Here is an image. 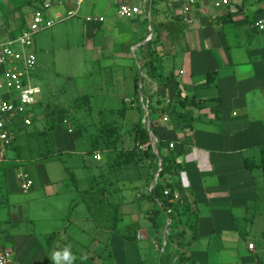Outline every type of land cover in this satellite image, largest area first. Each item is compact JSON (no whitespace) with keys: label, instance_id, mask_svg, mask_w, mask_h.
Instances as JSON below:
<instances>
[{"label":"crops","instance_id":"1","mask_svg":"<svg viewBox=\"0 0 264 264\" xmlns=\"http://www.w3.org/2000/svg\"><path fill=\"white\" fill-rule=\"evenodd\" d=\"M121 1L137 5L139 13L115 18ZM213 1L86 0L83 37L100 62L102 80L98 83L106 93L102 99L117 98L121 104L111 108L102 102L93 109L85 103L90 99L88 90L80 91L77 96H85L81 104L86 106L80 112L86 118L77 122L79 133L70 137L73 129L67 125L68 118L60 117L61 124L48 121V103L35 102L37 119L53 123L48 131L52 149L64 151L65 157L54 159L56 155L48 153L46 143L35 140V156L22 160L25 172L14 169L15 177L21 172L22 178L32 181L31 189H40L44 196L70 195L62 217L63 233L71 236L70 227L90 222L92 237H98L99 232L102 239L101 235H109L112 248L115 243V249L128 258L125 264L153 259L156 250H162L167 232L171 243L166 262L172 261L175 242L183 235L188 242L182 249L186 264H264L260 252L264 231L256 220L264 209V30L253 26L264 10L261 0H228L218 8ZM86 16H101L103 21L88 23ZM151 39H156L153 49H145L143 44ZM145 52L148 58H155L156 77H149L143 65L141 53ZM167 75L169 79H164ZM105 82L114 84L110 94L102 86ZM176 91L190 103L183 107L175 104L170 112L146 110L148 95H153L152 101L159 97L166 105L174 102ZM114 113L117 118L111 119ZM140 115L146 116L144 124L146 130L152 129L154 141L163 145L160 153L172 152L179 164L170 181L196 209L194 238L188 230L182 235L174 229L167 231V218L160 235L152 227L150 210L156 203L147 193L155 181L156 167L147 159L123 164L108 174L109 180L102 177L113 158L96 136L99 128L118 126L115 149L127 152L136 144L133 127ZM169 142L173 147L167 149ZM95 153L99 160L93 158ZM1 161H6L4 154ZM51 161H60L58 177H49L43 167L46 164L53 169L48 166ZM79 205L81 210L75 208ZM127 227L134 232V241L119 236Z\"/></svg>","mask_w":264,"mask_h":264},{"label":"rangeland","instance_id":"2","mask_svg":"<svg viewBox=\"0 0 264 264\" xmlns=\"http://www.w3.org/2000/svg\"><path fill=\"white\" fill-rule=\"evenodd\" d=\"M25 1L0 0V28H4L5 22L12 27L23 25L21 21L27 23L30 13L38 5V0H30L28 5L23 3ZM42 1H49L53 4L56 0ZM85 2L86 0L82 2L76 15L69 17L65 14L67 10L64 6L54 4L47 8L45 15L54 19L53 24L37 31L31 38L30 50L35 56L31 81L41 89V93L37 94L35 99H41L48 103L47 118H51L59 124H61L59 120L62 116L68 118L71 115L72 121L73 119L76 120L75 125L85 117V114L80 112L83 105L86 108L85 104L77 102L70 106L73 98L85 89L90 95L89 102L85 101V103H89L93 109L99 107L102 102L111 108H116L121 104V100L117 98L113 101L102 99L106 93L104 90L101 91V83L100 86L98 83L99 79L102 80L98 68L100 62L97 60L95 50H92L88 40L83 37L82 10ZM18 3H23V5L20 12H15L13 6ZM7 12H11L8 18L3 16ZM57 14L61 19H58ZM105 79L110 80L108 77ZM102 86L110 94V89L114 84L105 82ZM77 98L82 97L77 96ZM40 104L42 106L41 102ZM63 110L64 112H62ZM109 117L116 119L117 115L114 113L113 116L110 115ZM68 120L67 125L70 124L73 129L69 136L74 137L79 131L77 128L74 129L73 122ZM48 125L42 120L34 118L30 125L21 130L19 137L13 140L12 146L16 148L6 147L0 151V155L4 154L6 157V161L0 162V243L11 248V256L15 264H53L50 259L53 250L61 249L66 245L70 246L73 255L76 257L74 264L127 263L128 258L115 249V243H113L114 249L112 248L109 235H101L103 236L102 239L99 238L101 234L99 232L98 237H92L89 229V225H92L90 222L86 223L85 226L79 224V227H75L76 225L70 227L71 236L63 233L65 228L62 225L64 221L62 217L67 213L65 207L70 195L62 194L48 197L44 196L40 189L30 188L31 190L28 191L19 189V179L15 177L14 169L21 168L25 172V164L22 160L35 156L34 149H32L35 140L45 142L48 153L56 155L54 159L62 160L65 157L64 151L55 152L52 149L48 131L44 130L37 133ZM62 126L64 127V124ZM28 133L29 135L25 136ZM95 154H93V158ZM48 166H53V169L48 167L52 173L46 164H43L47 175L58 177V173L61 172L60 161H51ZM74 174L78 175L79 171L76 170ZM66 181L68 184L71 182V180ZM75 208L81 210L80 205ZM256 220L262 223L261 229L264 231V209L259 212V215L257 214ZM51 231L55 232L52 234ZM94 239H99L100 242ZM105 241L108 242L112 260L106 255L107 251L102 248ZM260 247L261 257L264 261V242L260 243ZM83 256L87 257L86 263L81 259ZM117 256L120 257L119 260H117ZM89 258H91L90 261Z\"/></svg>","mask_w":264,"mask_h":264},{"label":"trees","instance_id":"3","mask_svg":"<svg viewBox=\"0 0 264 264\" xmlns=\"http://www.w3.org/2000/svg\"><path fill=\"white\" fill-rule=\"evenodd\" d=\"M43 1L38 0V7ZM24 4H30V0H26L23 2ZM23 3H18L13 6V9L15 12H20V9L23 5ZM153 3V0H152ZM11 12H7V14L3 15L6 18H8V15H10ZM23 25L24 21H21V24ZM22 26V25H21ZM20 26H15L12 27L10 26L7 22L4 23V28H0L2 30V33H0V41L8 38H13L15 37L18 32H19ZM156 41V39H151L144 43V48L146 49L147 47H150V50L152 48V44ZM154 45V44H153ZM141 59L143 60V65L146 66V70L148 69V75L149 77H156L158 76V73H155V65L154 61L155 58H148L147 52L141 53ZM150 54V51H149ZM169 75L165 76L164 79H169ZM163 79V81H164ZM162 81V83H163ZM137 83L135 82V86ZM140 93L142 94V91L139 90ZM155 94V93H154ZM176 98L174 99V102L172 104H166L164 105L159 97L155 98L154 101H152L153 95H148L147 96V102L146 103V110L152 111V112H162V111H168L170 112L175 104H178L180 107H183L185 103H190V100L187 98H181L179 96V93L176 91L175 92ZM83 98H73V100L70 102V106H73L77 102H81L82 99H85V96H81ZM80 99V100H79ZM135 101L138 104V107L140 108V102L138 100V97L136 96ZM144 101V100H143ZM77 105V104H76ZM71 115L68 117L70 119L71 123L73 122V128L76 129L77 126L75 125V119H71ZM34 118L31 119V122ZM46 119H48L46 117ZM49 118L48 120H50ZM142 117L140 115L138 121L135 123L133 127V133H134V140L136 141V144L127 152H123L121 150L116 151L115 149V140L118 135V126L116 125H103L99 128L98 133L96 136L100 140H103L102 142V147L111 152V158H113L112 162L107 163L105 168V172L102 175L104 176L107 180H109L108 174L110 172H114L116 170H119V168L126 163L129 162H139L143 159H147L148 163L151 165H154L157 168V159L159 158L160 160V169L157 172L155 181L150 189V191L147 193V196L149 199L152 201H155L156 205L155 207L150 210V221L152 227L159 232V235L162 231L163 225L165 218L168 219V223L166 225V230L169 231L171 229H174L175 233H181L184 234L185 230H188L191 232V238H194L195 236V224H196V218H197V212L196 209L192 206L191 202L187 201V199L181 195L178 194L177 192V199L173 202L168 201V197L171 196L172 191L174 190L172 186V182L170 179L174 176L177 175L178 169H179V164L175 162L174 155H172V152H167L166 154L160 153V149L163 146L159 140H156L155 142V148H156V153L153 152L151 146L149 145V136H148V131L146 130L145 124L141 121ZM53 123H50L47 127H45L46 131H49V129H52ZM23 128H18L17 130L14 131V138L19 137V134ZM151 133H153L152 129H149ZM44 130H39L37 133H41ZM29 133L25 136H28ZM12 140V143H13ZM12 143L8 146L10 148H16L15 146H12ZM141 143H147V146L144 150H140L137 148V146ZM168 144H167V149H168ZM154 167V168H155ZM152 174V172H151ZM168 190L169 195L165 196L164 191ZM167 209H169V212H167ZM181 226V227H180ZM116 226H113V230H115ZM180 227V229L177 231V228ZM168 235H165L164 239V244L162 250L157 249L155 252V256L153 259L149 260H140L137 264H186L187 263V258L184 257V254L182 252V249L184 246L188 243L187 240H184L183 235L181 236L182 240L176 241L175 242V247H176V252L175 255L170 262H166V256L168 252V245L171 243V239L169 237V233L167 232ZM119 236L123 239V241H134L135 240V235L134 232H129V228H125L123 231H119ZM160 244V242H159ZM102 248L105 249L106 255L110 260L111 258V252L109 250L108 242L105 241L102 244ZM91 258H89V261ZM83 262L86 263L85 259H83ZM80 263H82L80 261ZM91 264V263H90ZM110 264H113L110 262Z\"/></svg>","mask_w":264,"mask_h":264},{"label":"built area","instance_id":"4","mask_svg":"<svg viewBox=\"0 0 264 264\" xmlns=\"http://www.w3.org/2000/svg\"><path fill=\"white\" fill-rule=\"evenodd\" d=\"M192 2V0H188ZM82 0H56L53 4L49 1H43L38 7L30 13L27 23L20 26L18 34L13 38L0 41V147H8L14 138V131L18 128H24L31 123L32 118H37L35 114V96L39 94L40 89L31 81V72L35 66V56L30 50L31 38L37 31L50 27L54 19L45 15L47 8L52 5L64 6L66 16L76 15ZM228 0H214L215 8L226 6ZM261 8L264 10V0H261ZM72 9H69V8ZM140 11L137 5H131L126 1H121L115 8V18H131ZM186 7L182 8L185 13ZM58 19H61L59 15ZM84 20L88 23L102 22L101 16H86ZM188 21V19L186 20ZM253 26L258 31L264 30V14L253 21ZM145 115L142 122L146 123ZM65 123L66 120L62 119ZM70 132V129H67ZM146 144H140L138 149L144 150ZM168 147L172 148L173 143L169 142ZM94 158L99 159V154ZM20 178L19 187L22 191H28L32 186L29 178H22L21 172L16 174ZM165 196L169 195L168 190L164 191ZM177 199V191L173 190L168 197L169 202ZM169 212V209H167ZM251 244L247 247L251 248ZM12 250L0 243V264H15L12 259Z\"/></svg>","mask_w":264,"mask_h":264},{"label":"clouds","instance_id":"5","mask_svg":"<svg viewBox=\"0 0 264 264\" xmlns=\"http://www.w3.org/2000/svg\"><path fill=\"white\" fill-rule=\"evenodd\" d=\"M86 256L81 257V259H86ZM50 259L53 264H74L76 257L73 255L70 246H64L61 249L53 250Z\"/></svg>","mask_w":264,"mask_h":264},{"label":"water","instance_id":"6","mask_svg":"<svg viewBox=\"0 0 264 264\" xmlns=\"http://www.w3.org/2000/svg\"><path fill=\"white\" fill-rule=\"evenodd\" d=\"M147 131H148V134H149L150 146H151L152 150L156 153L154 138H153L152 134L149 132L148 128H147ZM159 169H160V162H158V165H157V168H156V171H155V176L157 175V172H158ZM164 233L165 232H163V234H162L163 236H164Z\"/></svg>","mask_w":264,"mask_h":264}]
</instances>
